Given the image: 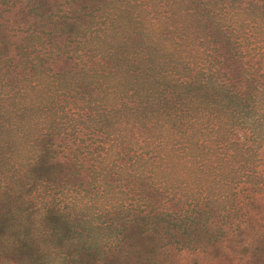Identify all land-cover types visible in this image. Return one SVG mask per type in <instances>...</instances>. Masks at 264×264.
Masks as SVG:
<instances>
[{
    "label": "trees",
    "instance_id": "trees-1",
    "mask_svg": "<svg viewBox=\"0 0 264 264\" xmlns=\"http://www.w3.org/2000/svg\"><path fill=\"white\" fill-rule=\"evenodd\" d=\"M0 149L59 192L0 264L215 261L264 180V0H0Z\"/></svg>",
    "mask_w": 264,
    "mask_h": 264
},
{
    "label": "rangeland",
    "instance_id": "rangeland-1",
    "mask_svg": "<svg viewBox=\"0 0 264 264\" xmlns=\"http://www.w3.org/2000/svg\"><path fill=\"white\" fill-rule=\"evenodd\" d=\"M5 151L0 149V155H3ZM22 153L19 150H12L7 160L0 161V217L9 216L8 218L20 222V230L30 228L34 234H40L41 201L43 198H57L59 192L53 189L52 192L44 193L40 184H37L36 187H28L29 181L23 173L24 168H18L22 163ZM234 203L235 210L230 211L228 217H224V221L228 223L222 224L221 227L224 233L220 234V238H225V240L219 241L212 251L220 256L218 255L219 257L215 261L199 264H248L247 256L255 246V242L258 241L256 238L261 241L264 247V180L255 187L247 185L239 187ZM86 214L91 220L97 222L94 229L99 226L93 231L96 240L113 233V229H106L100 224L101 219L92 210H87ZM14 226L16 228L17 224L14 223ZM257 235L258 237H256ZM56 238V236L55 238L48 236L46 241L55 242ZM12 240V236L4 234L0 236V246L5 247L11 244ZM67 247L68 244L63 248L55 249L53 260L64 254ZM103 257L105 258V256ZM261 257L259 260L264 264V252ZM190 259L191 256L187 255L181 258V262L197 264Z\"/></svg>",
    "mask_w": 264,
    "mask_h": 264
}]
</instances>
